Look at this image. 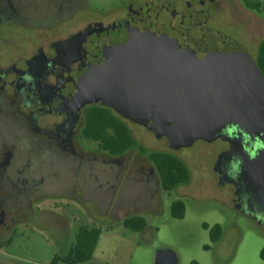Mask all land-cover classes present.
I'll list each match as a JSON object with an SVG mask.
<instances>
[{"label": "rangeland", "instance_id": "374dc122", "mask_svg": "<svg viewBox=\"0 0 264 264\" xmlns=\"http://www.w3.org/2000/svg\"><path fill=\"white\" fill-rule=\"evenodd\" d=\"M88 1L90 11L75 16L77 24L109 17L128 0ZM196 1L203 2L173 0V9L178 13L175 23L188 4ZM216 3L221 7L210 11V26L242 39L258 61L264 40V0ZM24 16L36 18L37 13ZM16 23H11L8 34L0 29V36L17 43H0L2 65L14 55L24 56L27 46L35 40L34 27L27 30ZM16 32L21 33V41ZM112 113L126 125L136 143L125 153L123 164L105 162L110 153L99 142L84 137V127L76 140L77 151L86 155L82 160L64 157L46 145L32 151L16 145L12 156L1 153L11 161L9 167L0 162V264H51L55 256L68 253L75 243L76 231L84 226L103 230L94 254L97 264H155L158 250L175 253L178 264H264L260 257L264 225L236 209L232 185H220L216 164L226 143L220 139L198 140L191 147L174 150L166 138H157L145 126ZM1 125L0 121V150L1 142L10 141L9 132L5 137ZM155 153L170 154L183 161L190 173L189 183L170 193L163 191L158 171L149 159ZM150 168L157 182L146 181L144 175ZM179 200L185 204L184 219L171 214V204ZM37 207H42L44 214L36 216ZM133 215L146 220L144 230L124 228L121 221ZM204 223L222 226L220 241H211ZM205 246L211 248L206 250ZM117 251L124 256L122 262L116 257Z\"/></svg>", "mask_w": 264, "mask_h": 264}, {"label": "flooded vegetation", "instance_id": "af4514ba", "mask_svg": "<svg viewBox=\"0 0 264 264\" xmlns=\"http://www.w3.org/2000/svg\"><path fill=\"white\" fill-rule=\"evenodd\" d=\"M72 1L54 0L53 3L61 12L68 9ZM45 4V0H0L2 31L11 29V23L17 20L21 22L17 25L27 30L34 27L36 31L35 40L27 46L24 56L14 55L4 65L0 64L1 131L4 136L6 131L10 134V141L1 142L0 162L8 167L11 159L3 158L2 152L12 156L17 151L16 145L31 151L34 147L46 145L64 157L85 158L86 155L77 151L76 140L81 128L86 125L89 112L104 109L119 114L105 99V91L118 83H133L137 77L145 76L144 69L155 53L153 45L159 38L187 21L193 25L191 20H187L192 5L201 4L207 9L209 28L227 34L247 48L242 39L241 42L231 36L229 31L210 26V11L221 7L216 0L190 2L188 8L179 14L177 23L175 18L178 13L173 9V0H128L109 17L100 16L81 24L73 21L70 26H65L69 22H63L52 27L38 22L40 10ZM31 12L37 13V17L24 16ZM63 27L69 28L63 30ZM8 33L10 31L5 32ZM20 35L18 32L15 34L21 41ZM2 42L17 45L0 36ZM151 123L139 125L145 126L156 137L150 129ZM220 140L227 144L221 155L232 145L228 140ZM244 147L250 156L254 155L256 144H244ZM125 153L118 156L110 154L105 162L123 164ZM231 173L227 168L218 173L220 185H232L236 209L254 219L247 212L241 186L237 185V181L231 182ZM144 176L148 183L153 179L157 182L151 168ZM2 191L0 186V193ZM2 204L0 196V206Z\"/></svg>", "mask_w": 264, "mask_h": 264}, {"label": "water", "instance_id": "95a60500", "mask_svg": "<svg viewBox=\"0 0 264 264\" xmlns=\"http://www.w3.org/2000/svg\"><path fill=\"white\" fill-rule=\"evenodd\" d=\"M208 18L201 4L192 5L187 20L193 25L187 21L160 37L146 75L108 88L105 99L131 122L152 121L156 137H165L174 150L198 140H228L231 149L218 157L216 171L232 172L231 182L241 186L247 212L262 224L264 74L247 48L209 28ZM250 143L256 144L253 156L244 147ZM154 260L178 264L170 250H158Z\"/></svg>", "mask_w": 264, "mask_h": 264}, {"label": "trees", "instance_id": "16d2710c", "mask_svg": "<svg viewBox=\"0 0 264 264\" xmlns=\"http://www.w3.org/2000/svg\"><path fill=\"white\" fill-rule=\"evenodd\" d=\"M257 63L264 74V40L260 46V58ZM110 130L112 133L109 132ZM83 135L88 139L99 142L104 150L114 156L124 154L136 146L126 125L112 111L104 109L89 112ZM149 159L158 171L163 191L170 193L179 185L189 183V170L179 158L170 154L155 153L151 154ZM185 213L186 208L183 201L179 200L171 204L173 218L184 219ZM123 224L125 228L137 232L144 230L147 226L146 220L139 216L126 218ZM203 228L209 231L213 243L221 240L223 228L220 224L210 226L204 223ZM101 234L102 230L99 228L81 227L75 235V243L72 245L69 254L64 257L55 256L51 264H57L58 262L87 264L91 262ZM10 242L11 240L7 243ZM210 248V246H205L206 250ZM260 257L264 261V247L261 250Z\"/></svg>", "mask_w": 264, "mask_h": 264}, {"label": "crops", "instance_id": "0c3cea01", "mask_svg": "<svg viewBox=\"0 0 264 264\" xmlns=\"http://www.w3.org/2000/svg\"><path fill=\"white\" fill-rule=\"evenodd\" d=\"M45 1H46V4L43 5L41 10H40L41 14L39 16L40 20L38 22L45 24L49 27L59 25L60 23H63V22H65V23L70 22V21L73 22L75 20V16L87 14V11L89 10V7H88L89 1L88 0H73L71 2L72 4L69 5V8L65 9L61 12H59V8L53 3L54 0H45ZM32 19H34V18H32ZM41 209H42V207H37L38 213H36V216L44 214V209H42V210ZM125 219L126 218H124L121 221L123 226H124L123 222ZM124 228H125V226H124ZM76 233H77V231H76ZM76 233H75V235H76ZM102 233H103V230H102ZM121 233H123V232H121ZM98 244H99V242H98ZM71 247H70V249H71ZM70 249H69L67 254L61 255L60 257L67 256L70 252ZM95 251H96V249H95ZM94 254H95V252H94ZM116 257L117 258L119 257V260L121 262H122V259H124V256L120 251L116 252ZM117 258L115 259L116 262L118 260ZM154 258H155V254H154ZM58 263H60V262H58ZM90 263L97 264L94 260V256H93V259ZM106 264H110V263L107 262Z\"/></svg>", "mask_w": 264, "mask_h": 264}, {"label": "clouds", "instance_id": "9594fccd", "mask_svg": "<svg viewBox=\"0 0 264 264\" xmlns=\"http://www.w3.org/2000/svg\"><path fill=\"white\" fill-rule=\"evenodd\" d=\"M230 164H231V162H230Z\"/></svg>", "mask_w": 264, "mask_h": 264}]
</instances>
